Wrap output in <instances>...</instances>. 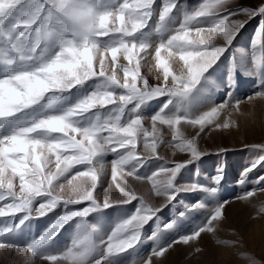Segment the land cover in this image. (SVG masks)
I'll list each match as a JSON object with an SVG mask.
<instances>
[{"label":"snow or ice","instance_id":"1","mask_svg":"<svg viewBox=\"0 0 264 264\" xmlns=\"http://www.w3.org/2000/svg\"><path fill=\"white\" fill-rule=\"evenodd\" d=\"M256 17L264 18V0H0V253H15L12 264H162L169 250L204 235L236 247L218 236L230 203L218 198L223 166L207 182L198 170L180 178L211 154L200 147L203 134L249 115L234 99L233 73L259 78L248 103L264 99L255 51L264 20L250 62L232 55L225 98L217 103L212 90L222 57ZM244 147L255 156L241 186L264 166V143ZM257 193L264 175L235 199L250 204ZM110 209L118 216L106 224ZM45 217L42 231L22 238Z\"/></svg>","mask_w":264,"mask_h":264},{"label":"rangeland","instance_id":"2","mask_svg":"<svg viewBox=\"0 0 264 264\" xmlns=\"http://www.w3.org/2000/svg\"><path fill=\"white\" fill-rule=\"evenodd\" d=\"M189 7L195 6L201 0H186ZM259 0H237L240 6H255ZM161 3V0H157ZM264 18L256 17L250 20L244 29L233 42L229 52L224 54L222 61L213 73L212 79L220 85L219 89L212 87L213 98L219 103L226 96L227 87H224L229 75V61L233 53L237 59L240 55L246 54L249 62L252 56L251 42L254 39L258 24ZM256 54L264 60V42L256 48ZM234 87L232 88L234 99L245 101L241 104V112L248 113L245 116L233 115L238 120V127H232L224 132H212L203 134L199 143L202 149L208 150L211 154L206 155L202 160L182 173L181 182L192 177V174L199 171V179L202 182L210 180L215 175L217 169L223 166L224 179L218 193L220 200H227L230 203L226 206V219L223 221L222 230L218 233L220 239L237 241L236 247L218 245L215 239L209 235H204L198 244L192 246L177 245L169 250L162 258V264H248V261L240 258V253L246 252L254 256L260 264H264V214L258 213V208L264 204V193H257L252 198L251 203H245L235 199L245 190L255 187L256 177L264 175V166L254 170L248 176V182L241 186L238 184L241 172L253 161L255 153L245 148V145L264 143V99H256L253 103H248L246 98L260 91V80L258 77H250L242 70L232 74ZM158 107V102H153L151 108L146 110V115H150ZM227 115L226 113L224 114ZM223 118V117H222ZM191 134V130H188ZM228 149L227 152L216 154L218 149ZM161 154L171 157L170 151L161 148ZM187 154L177 153L174 159H185ZM112 155L105 157L106 162H110ZM155 163L149 165L145 171H151ZM190 198V197H189ZM51 216V214H49ZM171 215V209L165 211V216ZM118 212L110 209L104 216L106 224H111L117 218ZM255 217V219L253 218ZM202 217L196 218L195 223H199ZM48 218H42L34 228L22 238H30L32 234H38L46 226ZM187 227V226H185ZM67 242V234L61 240V245ZM151 242L144 245L141 250L143 256L151 250ZM199 246L202 251L196 253L194 248ZM19 259L15 253H0V264H12Z\"/></svg>","mask_w":264,"mask_h":264}]
</instances>
